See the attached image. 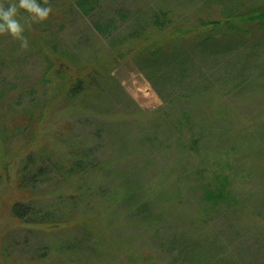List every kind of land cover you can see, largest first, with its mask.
Returning a JSON list of instances; mask_svg holds the SVG:
<instances>
[{
    "label": "trees",
    "instance_id": "obj_1",
    "mask_svg": "<svg viewBox=\"0 0 264 264\" xmlns=\"http://www.w3.org/2000/svg\"><path fill=\"white\" fill-rule=\"evenodd\" d=\"M197 1L203 8L218 5L220 16H185L181 10L157 4L127 30L128 52L156 90L165 80L184 84L183 91L173 92L161 107L150 111L129 98L119 112L106 109L107 99L117 98L115 92L121 87L108 71L117 59L116 50L79 59L50 38V17L60 13L63 18L70 2L78 13L91 18L95 32L111 36L116 16L120 21L126 17L121 2L48 0L52 6L48 18L26 25L29 53L43 57L42 80L47 84L45 91L39 90L41 85L20 90L17 94L23 102L11 89V95L0 100L7 105L0 112V209L6 205L11 219L30 226L21 240L10 229L3 232L0 264H14L12 255L19 253V243L29 235L58 228L66 239L38 244L33 249L34 264L44 257H58L52 254H60L65 262L68 256L78 263L88 255L95 264H114L119 256L120 264H137L150 258L137 245L139 237L166 244L173 250L175 264H242L241 250L224 240L239 233L235 226L242 216L261 222L264 183L250 200L240 199L226 186V176L208 177L204 168L192 171L197 162L189 163L192 153L199 155L206 148L199 135L187 140L161 139L160 134H168V123L174 130L189 124L195 107H213L195 120L200 121L198 129L209 122L226 129L219 121L225 119L224 106L207 96L212 83L189 77L198 68L196 59H224L232 50L263 49L264 0ZM111 3L118 8H108ZM20 13L23 22L28 13L23 9ZM7 36L11 44L0 47V68L8 67L13 59L10 49L19 46L17 39ZM248 85L243 92L262 89L256 83ZM43 94H48L44 100ZM244 95L239 103L249 100ZM256 99L260 101L254 97L250 101ZM166 102L172 111L179 107L172 119ZM132 125L137 126L135 134ZM254 126L247 130L252 138ZM125 221L142 231L119 229ZM9 225L6 222L4 227Z\"/></svg>",
    "mask_w": 264,
    "mask_h": 264
},
{
    "label": "rangeland",
    "instance_id": "obj_2",
    "mask_svg": "<svg viewBox=\"0 0 264 264\" xmlns=\"http://www.w3.org/2000/svg\"><path fill=\"white\" fill-rule=\"evenodd\" d=\"M125 8L126 17L124 20H118L116 16V27L112 30L111 36L101 35L95 32L91 27V18L83 16L76 11V8L69 3L63 18L62 14L50 17V38L58 41L60 49L66 50L67 53L76 55L79 59H87L91 57L93 52H105L106 49L116 50L117 59L108 67L109 73L113 77V81L121 87H117L116 97L111 95L107 99L108 107L113 112L125 109L129 99L145 111H150L161 107L164 101L169 99L174 93L177 94L184 89V84H178L171 80H165L159 89L152 85L149 79L135 65L133 57L128 52L126 42L127 30L135 25V19L143 14V18L149 16L150 9H154L155 5L170 6L174 9L181 10L184 15H199V17L217 18L220 16V7L218 5H210L203 8L197 0H118ZM153 6L152 8H150ZM118 8L116 3H111L108 8ZM230 11V10H229ZM7 34L0 37V47L5 48L9 41ZM11 40V39H10ZM19 40H15L17 49H10L13 57L8 67L0 68V100H5L14 91L16 94L31 85H41L39 90L42 91L43 85L47 82L42 80L46 65L41 55L31 56L30 44L27 49L20 47ZM122 43L121 48H118ZM122 53L118 56V53ZM198 68L195 69L193 75L189 78L193 81H207L212 83L210 93L211 96L220 100V104L224 106L225 119L219 121L226 125V129L217 128V124L209 122L208 126L199 128V122L195 120L204 117L205 111L210 113L213 107L197 108L191 113V122L183 125L181 130H174L168 123V134H160V138L172 136H182L189 140L191 135H199L201 142L205 145V150L199 155L192 153L189 163L197 161L192 171L197 168H204L205 173L209 176L218 174L226 176V186L240 199L249 200L252 193L257 191L264 183V47L261 50L252 49L244 51V49L232 50L223 58L214 59H196ZM49 76V75H47ZM243 81V82H239ZM256 83L262 89L252 87L251 90L243 92L248 83ZM12 90L9 91V90ZM44 89V88H43ZM45 91V89H44ZM263 91V93H262ZM120 92V94H119ZM243 92V93H242ZM51 91L48 93L50 94ZM173 93V94H172ZM48 94L40 97L44 100ZM244 94H248L249 100L239 103V99ZM20 101H24V97L18 95ZM258 98L260 101H250V98ZM129 98V99H128ZM226 100V101H225ZM227 102V103H226ZM11 100L8 102V105ZM169 106V115L172 119L179 113V107L176 106L172 111ZM7 105L0 103V112L5 110ZM120 114V113H119ZM261 123V124H260ZM255 124L254 138L247 134V130ZM194 127V128H192ZM125 128V126H123ZM131 133L137 132V126L132 125ZM82 131V130H78ZM200 142V143H201ZM237 146V147H235ZM175 148V147H172ZM177 154V153H176ZM165 155V154H164ZM163 159H168L164 156ZM82 206H80V209ZM259 219L261 222H252L246 216H242L235 228L239 233L235 234L231 239L224 240L231 248L241 250L239 260L242 264H262L264 262V208L260 210ZM255 221V220H254ZM10 223L8 227H4L5 223ZM125 225L119 226V229L137 234L138 230L135 223L123 222ZM24 224H18V221L11 219L8 214V207L2 205L0 209V236L6 230L10 229V234L15 239L21 240L25 236ZM32 228V227H31ZM142 230H138L140 232ZM66 239L62 231L58 229H50L48 231H36L35 236L29 235L28 239L19 243V253L14 256V264H34L33 249L38 244H56ZM142 241V243L139 242ZM137 245L141 248V252L145 255L150 254L148 261L138 260L137 264H175L173 263V250L168 249L166 244L160 246L154 241H146L143 237L136 240ZM1 244V242H0ZM58 257L50 259L44 257L38 259L37 264H52L57 261L61 264H95L88 255L84 260L79 262H70L68 260H60V254H52ZM28 262L21 261L29 259ZM117 263L123 262L120 256L116 259ZM127 263V261L125 262Z\"/></svg>",
    "mask_w": 264,
    "mask_h": 264
},
{
    "label": "clouds",
    "instance_id": "obj_3",
    "mask_svg": "<svg viewBox=\"0 0 264 264\" xmlns=\"http://www.w3.org/2000/svg\"><path fill=\"white\" fill-rule=\"evenodd\" d=\"M21 9L28 13L23 22ZM51 12L52 6L48 0H0V34H10L20 41L21 48L27 49L29 40L24 35L26 25L47 19Z\"/></svg>",
    "mask_w": 264,
    "mask_h": 264
}]
</instances>
